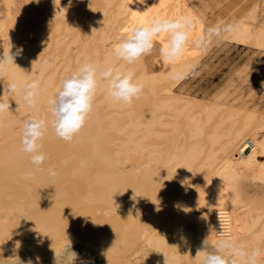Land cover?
<instances>
[{"label":"bare ground","instance_id":"obj_1","mask_svg":"<svg viewBox=\"0 0 264 264\" xmlns=\"http://www.w3.org/2000/svg\"><path fill=\"white\" fill-rule=\"evenodd\" d=\"M210 9L206 0H0V56L3 48L23 50L0 80L10 104L0 115V257L7 264L17 257L37 264V256L53 264L68 238L76 264H168L176 234V253L187 250L185 260L201 262L197 250L207 237L210 245L218 239L214 212L221 209L231 215L230 238L264 248V198L239 191L241 179L264 190V114L174 91L202 59L194 42L216 23ZM179 16L195 24L181 57L164 61L159 48L167 36L160 34L151 54L126 66L145 86L140 98L123 106L100 90L71 142L49 127L41 141L48 158L37 170L20 150L23 120L50 119L47 99L85 57L111 62L118 37L154 17ZM250 16L227 37L264 48V27ZM37 77L33 108L23 89ZM9 81L18 85L10 95ZM113 122L119 127L100 131ZM247 141L256 148L242 154ZM57 166L53 179L47 169Z\"/></svg>","mask_w":264,"mask_h":264},{"label":"clouds","instance_id":"obj_2","mask_svg":"<svg viewBox=\"0 0 264 264\" xmlns=\"http://www.w3.org/2000/svg\"><path fill=\"white\" fill-rule=\"evenodd\" d=\"M140 2L143 3L144 0ZM238 25L237 21L218 20L209 26L194 43L203 48L214 41H226L228 34L236 31ZM194 27V21L189 16L154 17L150 22L138 24L125 36L117 38L111 52L113 61L101 63L85 57L61 80L55 92L47 99L50 119L32 114L23 120L21 152L30 158L31 164L37 170H41V166L48 158L42 150L41 141L49 127L57 138L71 142L87 124L100 90H103L112 102L130 106L134 100L140 98L145 86L135 76L134 70L126 66L133 65L141 57L151 54L156 47V38L160 34H166L167 39L160 46L159 54L165 62L176 61L188 45ZM3 49L0 56V80L5 78L6 67L15 65L14 57L19 56L23 51L20 48L13 54L11 49ZM17 87L15 81H9L6 91L10 95L16 92ZM40 87L41 81L38 77L24 86L23 98L33 108L36 107ZM4 95L0 96V115L10 111V104L5 101ZM58 171L59 166L49 167L47 174L54 179ZM220 227L222 232L212 231L218 236L215 243L210 245L209 237H207L202 242V248L197 250L196 258L202 257L201 264H262L264 248H250L245 243L230 238L221 220ZM78 255L72 249V242L68 238L59 252L54 250L53 264H76ZM7 261L8 259L0 257V264H7ZM36 262L40 264L39 256L36 257ZM15 264H23V262L17 257ZM27 264H33L32 260L29 259Z\"/></svg>","mask_w":264,"mask_h":264},{"label":"rangeland","instance_id":"obj_3","mask_svg":"<svg viewBox=\"0 0 264 264\" xmlns=\"http://www.w3.org/2000/svg\"><path fill=\"white\" fill-rule=\"evenodd\" d=\"M206 1L209 2L211 8L207 12L209 21L214 19L217 22L222 19L228 22L244 21L251 23L250 15H253L256 24L264 27L263 0ZM248 17L250 18L248 19ZM245 44L233 42L227 37L226 41H214L211 45L203 47L202 59L194 66L184 80L174 88L175 93L213 103L226 104L238 109L255 111L257 114L263 115L264 48L259 47L253 41ZM142 112L146 118L149 117L145 107H142ZM110 124H103L104 126L100 131L102 132L104 130L107 133L110 131L109 129L115 130V128L119 127L114 122ZM239 186L242 189H239L242 195H246L251 200H256V198L260 200L261 197L262 199L264 198L262 196L264 195L262 194L264 190L261 189L262 184L254 185L251 181L248 182V180L244 181V179H241L239 180ZM263 200L260 203L264 208ZM176 235H174L175 239L177 237L176 240L171 238L173 239L171 241L170 239L171 244H169V248L167 247L168 251L171 249V246L179 250L178 245L180 244L175 242L178 240V236ZM175 243H178V247L175 246ZM183 248L181 247V251L186 249V247ZM176 249H173L175 251L171 249L173 253L168 252L170 258L168 264H184V262H187V264H201L199 261L195 263L196 259L190 263V261L185 260L189 257L187 250L185 252H177L180 254L178 255Z\"/></svg>","mask_w":264,"mask_h":264},{"label":"built area","instance_id":"obj_4","mask_svg":"<svg viewBox=\"0 0 264 264\" xmlns=\"http://www.w3.org/2000/svg\"><path fill=\"white\" fill-rule=\"evenodd\" d=\"M255 148H256L255 143H253L252 141H247L242 145L241 153L242 154L251 153ZM214 215H215V220H216V231H217V233L222 232V228L220 227V220H221L223 222V224L225 225L227 232L230 235V233H231V215H230L229 210H227V209L216 210L214 212ZM219 218H220V220H219Z\"/></svg>","mask_w":264,"mask_h":264}]
</instances>
